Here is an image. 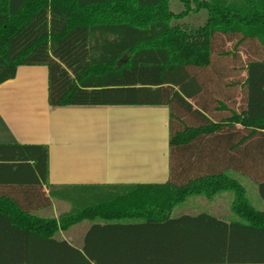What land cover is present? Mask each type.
<instances>
[{
    "label": "trees",
    "instance_id": "trees-1",
    "mask_svg": "<svg viewBox=\"0 0 264 264\" xmlns=\"http://www.w3.org/2000/svg\"><path fill=\"white\" fill-rule=\"evenodd\" d=\"M182 1L203 26H176L171 0H0V85L46 66L53 108H170L165 184L54 186L47 146L0 145V264H264L237 179L264 201V0ZM223 192L238 219L172 216ZM55 201L70 210L36 215ZM84 222L81 247L60 237Z\"/></svg>",
    "mask_w": 264,
    "mask_h": 264
},
{
    "label": "crops",
    "instance_id": "crops-1",
    "mask_svg": "<svg viewBox=\"0 0 264 264\" xmlns=\"http://www.w3.org/2000/svg\"><path fill=\"white\" fill-rule=\"evenodd\" d=\"M48 75L46 66H20L0 85V145L47 146L54 186L169 181L168 106L53 108Z\"/></svg>",
    "mask_w": 264,
    "mask_h": 264
},
{
    "label": "rangeland",
    "instance_id": "rangeland-1",
    "mask_svg": "<svg viewBox=\"0 0 264 264\" xmlns=\"http://www.w3.org/2000/svg\"><path fill=\"white\" fill-rule=\"evenodd\" d=\"M194 0H190L189 6L194 7ZM171 10L180 14L183 12L188 13L179 19L174 21V24L180 26L181 28L196 29L203 26L207 19L206 12H193L187 8L186 2L182 0H171ZM242 58L246 59V55L243 53ZM240 101V97H238ZM238 177V176H237ZM247 188L248 197L252 205L260 210L264 211V201L261 199L256 183L249 181L248 179L238 177ZM233 193L223 192L218 194L213 199H207L202 196H192L189 197L184 203L177 206L172 213V216L178 217L184 214L187 215H197L199 213H209L222 220L232 221L238 219L233 213L231 206L233 202ZM71 205L67 202L55 201L52 206L44 208L36 212V215L44 217H58L63 213H67L70 210ZM90 224L84 222L77 226L71 227L68 231L62 232L60 237L67 239L68 241L74 243L76 246L81 247L83 243V237L86 230L89 228Z\"/></svg>",
    "mask_w": 264,
    "mask_h": 264
}]
</instances>
